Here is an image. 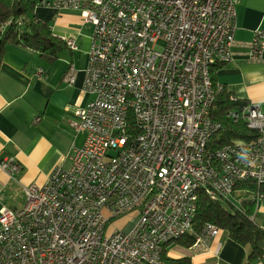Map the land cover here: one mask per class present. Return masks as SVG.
<instances>
[{
	"label": "built area",
	"instance_id": "built-area-1",
	"mask_svg": "<svg viewBox=\"0 0 264 264\" xmlns=\"http://www.w3.org/2000/svg\"><path fill=\"white\" fill-rule=\"evenodd\" d=\"M240 1H39L93 26L85 92L94 98L70 121L86 133L70 168L24 187L20 209L1 207L0 264H163L170 242L193 235L199 245L219 235L212 224L194 231L200 195L240 204L250 192L240 183L264 185L260 103L226 114L255 138L209 146L223 128L211 117L224 88L213 84L211 69L234 60ZM253 33L249 60L264 63V31ZM62 40L76 49L74 38ZM75 79L72 66L65 80ZM0 170L16 180L21 166L3 159ZM255 198L258 206L264 196ZM132 213L130 231L105 235L113 219Z\"/></svg>",
	"mask_w": 264,
	"mask_h": 264
},
{
	"label": "crops",
	"instance_id": "crops-1",
	"mask_svg": "<svg viewBox=\"0 0 264 264\" xmlns=\"http://www.w3.org/2000/svg\"><path fill=\"white\" fill-rule=\"evenodd\" d=\"M237 13L234 60L218 69L217 83L238 100L263 106L264 63L249 60L248 44L256 29L264 30V0H241ZM50 15L54 36L74 38L76 49L66 47L68 52L65 49L51 64L37 52L9 46L0 70V161L14 159L21 166L16 180H9L0 170V209L4 205L20 209L23 205L16 208L14 201L19 193L24 196V187L44 185L56 167L69 169V154L86 140V133L73 130L70 121L77 109L94 98L85 92L93 32L82 35L84 22L77 12ZM72 66L76 79L69 85L65 79ZM40 68L46 72L43 78L37 76ZM252 220L264 231V198ZM249 254L225 231L205 244L173 247L168 252L174 259L190 257L193 264H264V257L250 263Z\"/></svg>",
	"mask_w": 264,
	"mask_h": 264
},
{
	"label": "trees",
	"instance_id": "trees-1",
	"mask_svg": "<svg viewBox=\"0 0 264 264\" xmlns=\"http://www.w3.org/2000/svg\"><path fill=\"white\" fill-rule=\"evenodd\" d=\"M39 1L0 0V70L9 46H19L37 52L43 61L51 64L55 63L66 49V43L54 36L50 25L37 18H31L39 7ZM222 65L217 64L211 69L214 85H217V71ZM231 95L224 87L217 95L211 112L212 119L223 125L222 130L209 142V146L213 148H220L237 139L247 141L255 138V132L244 122L234 123L226 118L228 112L238 110L246 104V101H232ZM237 189L240 192L250 191L246 197L243 195L246 193H239V197H244L245 200L240 204L231 198L212 200L201 194L193 228L196 234H201L207 224H212L218 227L220 232L225 231L235 242L248 248L250 251L248 259L253 263L264 257V231L252 220L257 207L255 195L259 193L264 196V185L248 181L240 183ZM196 239L193 235H187L177 243L189 249L195 246ZM168 245L163 254V264H193L190 257L178 259L169 257Z\"/></svg>",
	"mask_w": 264,
	"mask_h": 264
},
{
	"label": "rangeland",
	"instance_id": "rangeland-1",
	"mask_svg": "<svg viewBox=\"0 0 264 264\" xmlns=\"http://www.w3.org/2000/svg\"><path fill=\"white\" fill-rule=\"evenodd\" d=\"M64 12H74V11H64ZM64 12H60V13H64ZM54 13H56V12L52 9H47V8L39 6L34 11V15L32 14L31 18H37L39 21H41L45 24H48L52 27L55 24H54L53 20L50 18V16H51L50 14H54ZM60 13H58V14H60ZM82 26H83L82 35H84L85 33H91L92 34L93 26L91 24H86V25L83 24ZM263 29H264V22H263ZM64 52L66 53V52H68V50L66 49ZM261 107H262V110L264 111V104H263V106L261 105ZM24 202H25V196H23L22 193L21 194L19 193L18 198L14 201L16 208H20L21 205L24 204ZM136 221H137V215L134 213L124 215L120 218H115L108 224L105 235L108 236L116 230L130 231L132 229V227L135 225ZM177 241L170 242V244L168 245L169 246L168 247L169 253L171 252L173 247L182 248V246H180L177 243ZM169 257L172 258V256H169Z\"/></svg>",
	"mask_w": 264,
	"mask_h": 264
}]
</instances>
